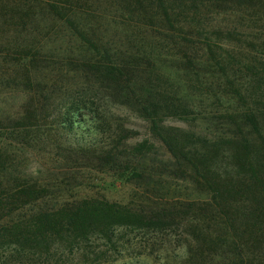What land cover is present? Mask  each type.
Here are the masks:
<instances>
[{
	"label": "trees",
	"instance_id": "obj_1",
	"mask_svg": "<svg viewBox=\"0 0 264 264\" xmlns=\"http://www.w3.org/2000/svg\"><path fill=\"white\" fill-rule=\"evenodd\" d=\"M241 8L264 20V0H0V20L17 34L37 17L54 23L58 37L62 28L67 64L77 63L87 82L146 120L168 154L154 159L156 143L146 140L131 152L117 145L100 157L138 181L152 202L148 212L105 199L49 209L43 204L49 188L19 175L0 154V264H66L55 260L57 245L72 248L93 238L114 245L120 228L181 230L185 240L173 264H264V40H250L249 50H226L219 38L241 32L217 28L210 36L205 26L210 17ZM68 38L74 39L69 46ZM75 46L77 55L70 52ZM30 51L21 54L19 68L34 96L41 89L32 78L39 52ZM245 51L249 59L242 58ZM26 95L27 106L41 112L42 103ZM99 107L86 99L72 103L65 114L57 112L55 130L77 151L89 145L90 151L111 127ZM169 119L200 126L170 127ZM116 132L119 141L133 135L122 125ZM173 178L187 181L190 192Z\"/></svg>",
	"mask_w": 264,
	"mask_h": 264
},
{
	"label": "rangeland",
	"instance_id": "obj_2",
	"mask_svg": "<svg viewBox=\"0 0 264 264\" xmlns=\"http://www.w3.org/2000/svg\"><path fill=\"white\" fill-rule=\"evenodd\" d=\"M234 5L228 2L226 9L231 10ZM249 14L246 8L226 11L210 17V22L207 21L205 26L208 32L217 28L225 29L224 31L237 29L241 33L235 39H227L225 36L219 38L221 46L226 50L230 49L229 46H243L249 50L247 42L264 40V20L252 19ZM53 25L54 23L37 17L30 28L17 34L13 27L0 20V154L10 157L14 163L10 166H16L19 175L35 177L39 179L37 182L49 188L43 199L44 207L49 209L76 204L86 199H105L148 212L152 202L148 204L144 192L139 191L138 181L122 177L118 168L105 166L100 162V157L117 145L122 152H131L132 148L146 140L156 143L154 159L167 160L166 150L152 138L149 124L138 113L112 100L98 83L87 82L76 66L77 63L67 64L68 60L63 52L67 47L62 41L63 29H57L60 35L58 37L51 32ZM73 40L67 39L68 46ZM77 46L70 52L77 55ZM27 51L39 52L37 65L40 72L32 71V78L35 79V86L38 87L37 83H41V89L36 88L41 96L32 95L29 87H26L24 71L19 68V58ZM248 56L251 55H247L245 51L242 58L249 59ZM53 88L59 89L55 95ZM96 92L99 93L95 95ZM26 94L35 97V104L42 103L41 112L27 106ZM83 99L89 105L97 103L100 106V117L105 116L111 127L97 139L90 151L87 150L89 145L86 147L88 152L85 150L81 153L55 130V116L57 112L65 114L72 103L80 104ZM52 112L55 114L51 115ZM25 117H32L33 124L25 126L24 122L21 123ZM119 125L124 130L132 131L133 135L119 141L116 132ZM165 125L184 130H198L200 126L199 122L173 119L165 121ZM173 179L172 183L184 193L190 192L187 188L190 190L191 185L187 181ZM113 240L114 245L103 238H93L88 244L72 248L57 245L55 260L61 259L66 264H173V258L182 252L181 245L185 235L176 228L162 232L120 228L116 230Z\"/></svg>",
	"mask_w": 264,
	"mask_h": 264
}]
</instances>
